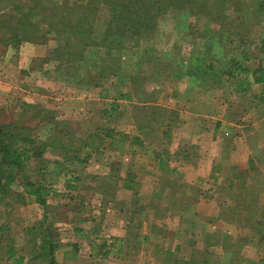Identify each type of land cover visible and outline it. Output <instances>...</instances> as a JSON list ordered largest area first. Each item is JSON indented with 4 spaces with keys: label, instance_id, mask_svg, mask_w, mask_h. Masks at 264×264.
Returning a JSON list of instances; mask_svg holds the SVG:
<instances>
[{
    "label": "crops",
    "instance_id": "1",
    "mask_svg": "<svg viewBox=\"0 0 264 264\" xmlns=\"http://www.w3.org/2000/svg\"><path fill=\"white\" fill-rule=\"evenodd\" d=\"M100 50H92L97 60L104 55ZM45 55L46 45L31 42L7 48L0 55V89L16 91L17 99L54 109L56 118L68 120L66 134L72 141L64 148L77 157L60 170L55 164L61 161L59 150L49 148L46 179L47 174L77 181L85 176L98 181L94 190L106 178H119L114 201L103 202L102 194L92 191L97 196L92 211L77 209L80 203L70 199L65 214L57 218L59 203L53 200L58 198L48 197L49 218L63 248L71 245L67 251L77 257L78 248L86 245L94 264H228L235 246L244 264L262 262L264 256L251 261L244 255L247 248L257 253L264 248L244 216L264 214V103H251L235 116L236 104L229 105L221 89L201 88L194 77H176L164 68L154 75L161 77L160 84L153 82L154 76L144 81L140 100L130 92L128 80L120 83L116 76L110 75L117 81L109 85L105 79L99 85H79L62 78L52 64L39 66L37 59ZM153 55H161L165 64L173 62L175 70L189 66L186 62L183 67L185 57L178 51ZM93 67L82 71L84 79L98 73ZM165 80L176 86L167 87ZM249 86L254 96L264 94L263 84ZM107 88L116 90L112 98L105 97ZM137 104L168 108L176 120L165 119L163 127L143 138L135 122ZM136 138L142 141L136 143ZM127 182L133 186L125 187ZM241 182L247 189H259L255 207L246 205L245 193L237 192ZM69 230L81 235L83 245L66 242Z\"/></svg>",
    "mask_w": 264,
    "mask_h": 264
},
{
    "label": "trees",
    "instance_id": "2",
    "mask_svg": "<svg viewBox=\"0 0 264 264\" xmlns=\"http://www.w3.org/2000/svg\"><path fill=\"white\" fill-rule=\"evenodd\" d=\"M249 2L251 6H246L244 0H0V53L3 54L9 47L18 49L23 42L46 45L48 52L37 59L39 66L53 62L54 72L79 85L85 82L99 85L110 75L116 76L118 81L126 78L130 92L140 100L145 96L141 88L144 81L160 74L164 68L176 77H194L201 88L221 89L228 97L229 105L236 104L234 115L239 116L242 109L249 108L251 103H264V94L254 96L249 86L257 83L264 85V33L257 43L253 36L258 22L249 15V9L256 10L255 0ZM100 5L108 7L109 12L103 29L97 33L94 22ZM183 8L208 18L205 33L208 38L222 43L225 48L223 55L208 56L209 59L205 56L207 60L203 58L200 65L188 66L184 71L175 70L173 62L165 64L161 55H153L149 74L141 68L125 73L120 52L154 36L158 18L169 9ZM228 12H232L233 16H229ZM50 42L54 45L51 46ZM89 48H103L105 53L97 63L94 62L98 73L88 74L84 79L81 69ZM13 107L14 111L9 116H6L9 107L0 108V206L9 216L17 203L23 204L26 196H32L43 213L31 225L21 226L22 232L25 230L28 235L24 248L17 249L14 232L7 238L8 244L0 258L11 264H24L25 261L29 264H61L65 246L57 226L49 218L50 204L47 200L55 193L46 183L45 171L49 162L45 153L52 147L59 150L57 154L61 161L56 160L55 164L60 170L65 161L77 157L75 152L65 149L64 144L59 145L67 135L69 123L56 118L54 109L41 104L18 99ZM135 119L141 136L148 138L151 132L164 126L165 119L169 122L176 120V114L160 105L146 107L137 104ZM44 126L47 130L43 139L38 132ZM135 140L136 143L142 141L139 138ZM118 183L119 178L113 175L96 184L95 191L102 194L103 202L114 201ZM130 183H124V186H133ZM240 184L237 192L246 194V205L255 207L259 204L256 200L259 189L250 190L242 182ZM60 214L56 212V217L62 218ZM244 217L246 224L251 225V232L264 242V214ZM12 222H18V219L7 217L0 222V252L7 235L5 232L14 231ZM238 248L231 247L228 264H244L245 261L237 255Z\"/></svg>",
    "mask_w": 264,
    "mask_h": 264
},
{
    "label": "rangeland",
    "instance_id": "3",
    "mask_svg": "<svg viewBox=\"0 0 264 264\" xmlns=\"http://www.w3.org/2000/svg\"><path fill=\"white\" fill-rule=\"evenodd\" d=\"M244 4L246 6L248 5L251 6L249 0H244ZM254 7H256V10L253 11V8L249 9V13H250L249 15H251L250 17L254 21L258 22L255 24V29H254L255 35L253 36L255 41L258 43L264 33V30H263L264 0H255ZM108 12H109L108 7L104 5L98 6L97 15H96L95 22H94L97 33H99L103 29L104 24L108 18ZM228 14L229 16H233L232 12H228ZM247 17L249 18V16ZM206 20L208 22V18L201 16V15L197 16L189 8L169 9L165 14L161 15L158 18V21H157L158 29L154 36L148 39H142L140 40V43L138 46L128 49V50H123L122 52H120L122 55L121 57H122L123 63H124L123 65L124 72L129 74V72H134V71L136 72L137 68H141V69L146 70V72L149 74V71H148L149 65L150 66L153 65V58H152L153 54H158V53L162 54V52L170 54L173 51L174 52L178 51L180 54L184 55L185 57L183 61V67L185 63L187 62L190 68L197 67V65H200L203 61V58L206 60L207 58L209 59L208 56H211V57L212 56H222L224 49H225L222 43L219 40H216L215 38L213 39L208 38V35L205 33L206 31L204 29H205ZM228 42L231 43V40H229ZM49 44L51 46L54 45L53 42H50ZM231 44H234V43H231ZM46 47H47V52H48V46ZM92 50L94 49L89 48L88 52H86V55L89 58H91V61L90 62L88 61L87 65L84 64L82 71H85L86 69H91V70L95 69V67H93L94 62L98 60L96 58L97 55H94L95 51L92 52ZM89 52H92V53L89 54ZM100 52L101 54L105 53L103 48L100 50ZM91 55L93 56L90 57ZM205 56H207V58ZM167 57L170 58V55H168ZM50 64H52L53 66L52 70H54L55 68L54 63L50 62ZM113 78L114 77H111V76L108 78L105 77L104 82L109 85L111 80L112 82H114L113 80L117 81L115 78L114 79ZM125 81H127L126 78L122 79L120 83H123ZM157 81H158V84H160L161 77L156 75L153 78V82H157ZM168 81L169 80H165V85L167 87L173 88L174 86H176V85H170ZM29 82H30L29 87L32 88L33 85L31 86V83H33V81L32 82L29 81ZM106 90H108V92L106 93L105 97H109L110 95V97L112 98L115 95L116 90L111 91L109 90V88H107ZM216 93L220 94L219 91L214 92L215 95ZM18 95L19 93H17L16 91L0 89V108L5 105L10 106L9 109L6 111V116L11 115V113L14 111V108H15L13 107L15 105L14 101L18 100L17 99ZM109 122L110 121L108 120V118H105V126H107ZM45 130H47L45 126L39 130L38 135L41 138H44L46 136ZM61 140L63 143L59 144L60 146H62V144L64 143L67 146V144L72 141L71 136H69V134L65 135ZM78 171H81V170L77 169L76 172ZM47 175H49V177H47L48 180L46 179V183L51 188L52 192L55 193V194L50 193L51 196L55 195L58 198V200H53V202L59 203L57 205V210L58 212H61V216L65 214V210L67 206L65 202H69L70 199L74 200L76 204L80 203L81 207L77 206V209L79 210L83 211L87 209V211H92L93 210L92 207H94L95 209V205L97 204V196L95 195L96 192L94 193L92 191H95V189L93 190V188H94L95 183H97L98 181L95 182L93 178H87L85 176L82 177L80 181H77L76 179H73L72 176L69 177L64 174H47ZM91 180L94 181L92 184H90ZM68 185H72L74 187H69ZM16 189L20 191L19 187H16ZM84 200H85V203L83 204ZM145 200H147V198ZM13 210L14 212H12L11 215L6 216L3 212L2 207L0 206V222H2L7 217L12 218V219L13 218L18 219V222L11 223L12 230H13V227H15L14 231L5 232L7 235H5L4 237L3 246H2L3 250L0 252V256L3 255L4 248L8 244L7 238L10 236V234H13L14 232H16L15 233L16 243L15 244H16L17 249H20V247L22 246L24 248L25 244H27L26 242L28 239V235L25 233V230H24V233L22 232L21 226L31 225L32 222L35 221L37 218H40L43 213L42 207L35 201L34 197L32 196H26L25 202L23 204L17 203V205L15 206ZM49 213H50V209H49ZM50 219H51V216H50ZM66 233H69L66 236V239H67L66 242H69L70 240L73 243L78 240L81 243V245H83L84 242L80 238L81 235H77L76 233L74 234L70 230L68 232L66 231ZM232 233H234V230H232ZM73 234L75 236H73ZM68 247L66 246V248L64 249V256L61 259V264H91L93 263L92 261H90L91 258L87 257L89 249L87 248L86 245H83L82 247L78 248L80 250L77 254V257H74L72 251H69V252L67 251ZM246 250L248 252L245 251L244 255L247 256L251 261H254L253 257H255V260H256V259H259L260 256H264V248L260 250V253H257V251L254 252L253 249H249V248H247ZM58 255L60 257V253ZM126 260L127 258L124 259V261ZM127 262L128 261H126L125 264H127ZM0 264H11V263L0 258ZM24 264H29V262L25 261ZM260 264H264V258L262 259V262H260Z\"/></svg>",
    "mask_w": 264,
    "mask_h": 264
}]
</instances>
